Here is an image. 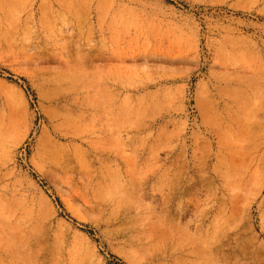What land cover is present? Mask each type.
Instances as JSON below:
<instances>
[{
	"label": "rangeland",
	"instance_id": "rangeland-1",
	"mask_svg": "<svg viewBox=\"0 0 264 264\" xmlns=\"http://www.w3.org/2000/svg\"><path fill=\"white\" fill-rule=\"evenodd\" d=\"M0 264H264V0H0Z\"/></svg>",
	"mask_w": 264,
	"mask_h": 264
}]
</instances>
